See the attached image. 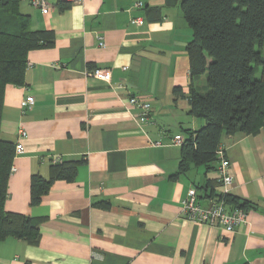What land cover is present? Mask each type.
<instances>
[{
    "label": "crops",
    "instance_id": "crops-1",
    "mask_svg": "<svg viewBox=\"0 0 264 264\" xmlns=\"http://www.w3.org/2000/svg\"><path fill=\"white\" fill-rule=\"evenodd\" d=\"M48 1L46 13L21 1L31 27L52 29L56 39L29 52L23 85L6 86L1 121L2 137L24 146L5 207L46 218L37 243L1 241L0 264H264V127L222 138L233 177L228 192L255 206L248 223L228 231L182 215L191 186L203 204L216 198L209 194L219 173L215 163L174 177L182 147L172 138L204 125L189 113L188 96L191 84L206 88L207 77H191L186 45L193 35L180 1L83 0L67 8L65 0ZM136 17L143 23H132ZM94 68L109 69L112 79L90 75ZM174 87L184 96L175 98ZM27 96L34 104L22 109ZM131 96L151 103L147 123ZM56 159L85 162L74 181H55L31 206V175L47 177Z\"/></svg>",
    "mask_w": 264,
    "mask_h": 264
},
{
    "label": "trees",
    "instance_id": "trees-1",
    "mask_svg": "<svg viewBox=\"0 0 264 264\" xmlns=\"http://www.w3.org/2000/svg\"><path fill=\"white\" fill-rule=\"evenodd\" d=\"M21 1L0 0V242L15 237L35 244L46 217L12 212L5 207L17 142L2 137L1 121L6 86L23 85L29 52L54 46L56 36L52 29H33L30 15L21 10ZM169 1H180L192 29V39L186 45L191 77L206 74L209 88L204 93L191 84L189 113L205 123L194 132L184 129L176 177L193 165L215 168L224 135H255L264 127V0ZM61 5L67 8L69 2L62 1ZM173 92L175 98L184 96L180 87H174ZM83 162L84 159L56 160L49 165L47 177L33 173L31 206L41 202L55 181H74ZM214 184L221 187L218 179ZM216 186L211 187L209 196L223 199L233 208L255 209L246 198L230 192L217 193ZM94 205L107 209L111 204L98 201Z\"/></svg>",
    "mask_w": 264,
    "mask_h": 264
},
{
    "label": "built area",
    "instance_id": "built-area-1",
    "mask_svg": "<svg viewBox=\"0 0 264 264\" xmlns=\"http://www.w3.org/2000/svg\"><path fill=\"white\" fill-rule=\"evenodd\" d=\"M69 3H81L83 0H65ZM31 3L35 7H39L43 12H48L50 8V3L48 0H31ZM142 2H138L136 6H142ZM132 23L142 24L143 18L136 17L131 20ZM100 45H104V42H100ZM125 69L127 67H124ZM89 74L105 80L110 81L112 79V73L109 69L94 68L89 71ZM122 86V85H120ZM129 104L133 107L138 108L139 115L138 119L141 123H147L151 117L152 105L149 101L144 100L141 97L131 96L129 97ZM34 104L33 96H27L22 99L21 107L22 109H30ZM27 132L24 129L19 131V138L26 137ZM184 142V137L181 135H176L172 138V143L176 145H182ZM160 144V142H156ZM24 151V146L22 142L18 141L16 144V153L18 156ZM218 154V181L221 183V187L224 188L223 193L228 192V186L232 184L233 177L229 172L230 161L226 155V150L223 145H221L217 151ZM57 160V159H56ZM55 160V161H56ZM17 170L16 166L13 165L11 168V173ZM182 215L186 219L208 224L211 226H218L225 228L228 231H234L237 227L242 224L248 223L249 211L240 208H233L231 205L226 203L223 199H212L209 203L203 204L200 201L198 190L196 187L191 186L188 189L186 197L182 201Z\"/></svg>",
    "mask_w": 264,
    "mask_h": 264
},
{
    "label": "rangeland",
    "instance_id": "rangeland-1",
    "mask_svg": "<svg viewBox=\"0 0 264 264\" xmlns=\"http://www.w3.org/2000/svg\"><path fill=\"white\" fill-rule=\"evenodd\" d=\"M258 76H259V74H258ZM200 84H203L201 81H200ZM204 84L206 85V88H204V89H200L202 92H204V93H206L207 91H208V86H207V77H205V81H204Z\"/></svg>",
    "mask_w": 264,
    "mask_h": 264
}]
</instances>
